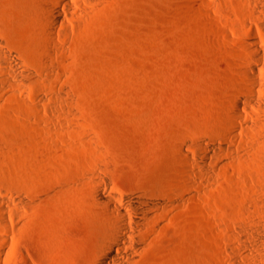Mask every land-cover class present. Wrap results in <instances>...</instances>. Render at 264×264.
<instances>
[{
	"label": "rangeland",
	"instance_id": "374dc122",
	"mask_svg": "<svg viewBox=\"0 0 264 264\" xmlns=\"http://www.w3.org/2000/svg\"><path fill=\"white\" fill-rule=\"evenodd\" d=\"M48 2L0 0L3 263L93 264L97 188L171 205L132 264H264V0Z\"/></svg>",
	"mask_w": 264,
	"mask_h": 264
},
{
	"label": "bare ground",
	"instance_id": "6f19581e",
	"mask_svg": "<svg viewBox=\"0 0 264 264\" xmlns=\"http://www.w3.org/2000/svg\"><path fill=\"white\" fill-rule=\"evenodd\" d=\"M85 1L90 3L93 0ZM75 2L81 11L88 12V7L83 5L81 0H75ZM61 6H65L67 10H71L72 8L69 0H55L54 3L48 2L45 4L48 15L56 19L61 18L64 14ZM56 23L57 21L54 20L46 26V32H48L50 36L53 35L56 30ZM53 51L51 46H46V52L49 56L53 54ZM255 51L256 52L253 54L254 57L259 62H263L264 58L262 51L257 47ZM6 56V50L0 47V58H6ZM242 69L249 84H247L245 92L249 96L248 101L253 103L252 94H254L255 91L261 90L262 101L257 103V105L260 109H264V83L259 80L256 68L253 67L251 63H245L242 65ZM240 107L239 101H235L231 106L232 114L236 120L233 122L231 121L232 124L231 122L229 123L228 134L233 141L237 139L238 136L237 127L239 126H237V122H240L239 119H243L240 113ZM245 123L247 124L246 126L251 128L247 122ZM133 131L135 134H138L135 128ZM181 153L184 152L181 151ZM182 155L186 156L187 154L185 153ZM203 159H205V157ZM102 185L105 188L107 187L105 181H103ZM91 203L104 227L103 239L98 243L100 252L96 255L93 264H132L135 260L134 258H136L135 255L145 250L140 232L146 229L151 222L153 223V219L157 217L159 209L163 206L168 208L171 206L169 205L170 203L166 202V198L163 195L157 193L148 194L137 192L118 196L113 193H103L97 188H93L91 191ZM2 205L1 203V206ZM3 208L4 206L2 209ZM2 209L1 211H3ZM156 223L160 224V222ZM0 264H4L1 258Z\"/></svg>",
	"mask_w": 264,
	"mask_h": 264
}]
</instances>
